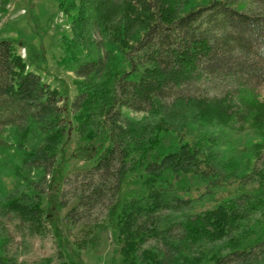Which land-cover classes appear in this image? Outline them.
I'll list each match as a JSON object with an SVG mask.
<instances>
[{
    "label": "trees",
    "instance_id": "16d2710c",
    "mask_svg": "<svg viewBox=\"0 0 264 264\" xmlns=\"http://www.w3.org/2000/svg\"><path fill=\"white\" fill-rule=\"evenodd\" d=\"M7 2L0 0V11ZM183 2L78 0L79 25L111 36L98 41L101 53L74 69L73 155L86 167L61 176L48 214L40 202L58 148L70 140V122L59 91L27 69L11 38H0V148L16 147L17 170L38 176L28 180L35 193L18 186L6 194L5 215L36 233L44 223L75 231L77 252L97 248L99 234L111 229L119 264H200L199 247L225 238L233 249L214 264H264V232L240 246L250 236L243 224L264 209V161L241 174L223 150L227 133L251 129L264 152V0H207L182 11ZM124 110L146 116L136 120ZM6 129L15 143L1 138ZM32 129L39 141L29 140ZM136 167L147 195L120 206L123 181ZM249 184L258 189L245 191ZM204 199L208 205L192 211ZM173 201L188 212L160 227L157 211ZM9 244L4 234L0 264H21ZM55 256L58 264H83L58 243Z\"/></svg>",
    "mask_w": 264,
    "mask_h": 264
},
{
    "label": "rangeland",
    "instance_id": "374dc122",
    "mask_svg": "<svg viewBox=\"0 0 264 264\" xmlns=\"http://www.w3.org/2000/svg\"><path fill=\"white\" fill-rule=\"evenodd\" d=\"M183 1L182 11L190 5L203 3L207 0ZM77 6L78 0H8L4 10L0 11V38H11L14 41L16 53L26 61L27 69L40 74L45 82L59 91L61 105L65 109L71 126L70 140L63 143L57 151V163L51 187L47 194L42 196L40 202L44 214L49 212L48 202L52 199L53 190L57 188L61 176L86 167L76 155H73L77 152L76 148L79 142V135L74 128L77 123L76 116L71 111V102L77 94L76 81L79 80L74 69L79 63L101 53L98 41L100 38L111 36V34L107 36L106 33L103 35L87 25L80 26ZM128 40L130 41V38ZM114 55L115 62L122 67L120 54ZM259 94L263 100L264 85L259 89ZM124 114L136 120L146 116L144 112L128 110H124ZM205 129L213 133L219 131L218 126H208ZM95 132L96 136L100 134L97 129ZM35 136L39 141L38 130L32 129L29 140L32 141ZM1 138L7 142H16L12 129L4 130L1 133ZM261 140L262 137L251 129L227 133L223 150L233 154L239 162L241 174L249 172L255 165L257 168L263 166L264 152L259 155L261 149L256 147V144ZM31 143L26 142L25 144L30 146ZM162 144L165 145L164 141ZM19 158L20 152L16 147L0 148V242L6 234L10 240L9 250L17 255L21 264H58V258L55 256L57 243L66 247L73 260H78L79 257L83 264H111V260L112 264H119L122 256L118 251L119 244H117L111 229L99 234L97 248L77 252L73 243L75 231L63 227L57 231L53 224L44 223L41 232L36 233L30 231L17 219L4 214L1 202L10 190L19 186L29 194L35 193L28 180H35L38 176L36 172L20 173L17 170L20 163ZM141 175V167H136L127 173L118 197L120 206L147 195L148 191L141 183ZM258 186V184H249L245 187V191L255 192ZM221 195H225V193ZM205 201L207 199L196 201L192 211L202 210L204 206L208 205L205 203L203 206L202 203ZM178 205L177 201H173L170 208L157 211L160 227L188 212L186 208L177 210ZM66 210L62 209L60 215H64ZM243 229H245L244 234H250V236L244 239L240 246L251 242L264 232V209L254 212L243 224ZM149 242L151 240L145 246H149ZM231 249L233 248L227 238L213 243H205L199 247L202 259L200 264H214L216 257Z\"/></svg>",
    "mask_w": 264,
    "mask_h": 264
}]
</instances>
